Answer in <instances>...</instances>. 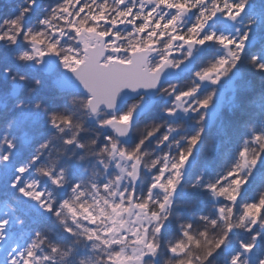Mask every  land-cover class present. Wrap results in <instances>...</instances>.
Here are the masks:
<instances>
[{
  "label": "snow or ice",
  "instance_id": "obj_1",
  "mask_svg": "<svg viewBox=\"0 0 264 264\" xmlns=\"http://www.w3.org/2000/svg\"><path fill=\"white\" fill-rule=\"evenodd\" d=\"M0 253L264 264V0L0 12Z\"/></svg>",
  "mask_w": 264,
  "mask_h": 264
},
{
  "label": "trees",
  "instance_id": "obj_2",
  "mask_svg": "<svg viewBox=\"0 0 264 264\" xmlns=\"http://www.w3.org/2000/svg\"><path fill=\"white\" fill-rule=\"evenodd\" d=\"M13 2H14V0H0V12H4V11L9 10V8L13 4ZM53 2H54V0H45V3L46 4L53 3ZM182 80H185L186 83L190 82V78L187 77V76H185L184 79H182ZM48 83H49V86L51 87V81H49ZM186 83H183L181 86H183ZM251 86H252V88L255 91H257V92L259 91V88H260V78L258 76L251 78ZM230 94L232 95L231 91H230ZM230 110H232L231 102H230L229 105H225V106H223L220 109L219 115L231 114V111ZM214 132H216V134L219 135L218 130H214Z\"/></svg>",
  "mask_w": 264,
  "mask_h": 264
},
{
  "label": "rangeland",
  "instance_id": "obj_3",
  "mask_svg": "<svg viewBox=\"0 0 264 264\" xmlns=\"http://www.w3.org/2000/svg\"><path fill=\"white\" fill-rule=\"evenodd\" d=\"M174 55H178V53H174ZM220 87H221L222 90L225 91V97L223 98V100L221 102V107H220V109H221L223 106L230 104V102H231V94H230V85L227 82L224 85L220 86Z\"/></svg>",
  "mask_w": 264,
  "mask_h": 264
},
{
  "label": "water",
  "instance_id": "obj_4",
  "mask_svg": "<svg viewBox=\"0 0 264 264\" xmlns=\"http://www.w3.org/2000/svg\"><path fill=\"white\" fill-rule=\"evenodd\" d=\"M223 96H224V91L221 90L220 91V94L215 98V101H216V104L220 106L221 104V101L223 99Z\"/></svg>",
  "mask_w": 264,
  "mask_h": 264
},
{
  "label": "flooded vegetation",
  "instance_id": "obj_5",
  "mask_svg": "<svg viewBox=\"0 0 264 264\" xmlns=\"http://www.w3.org/2000/svg\"><path fill=\"white\" fill-rule=\"evenodd\" d=\"M174 83L176 82V81H173ZM183 83H186V81L185 80H182V81H180V84L182 85Z\"/></svg>",
  "mask_w": 264,
  "mask_h": 264
}]
</instances>
